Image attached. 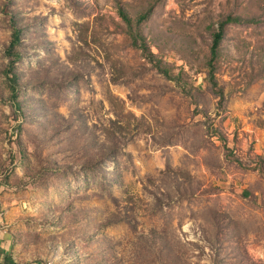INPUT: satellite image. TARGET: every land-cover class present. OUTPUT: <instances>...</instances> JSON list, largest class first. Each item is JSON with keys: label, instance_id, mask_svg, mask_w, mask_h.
Returning <instances> with one entry per match:
<instances>
[{"label": "rangeland", "instance_id": "rangeland-1", "mask_svg": "<svg viewBox=\"0 0 264 264\" xmlns=\"http://www.w3.org/2000/svg\"><path fill=\"white\" fill-rule=\"evenodd\" d=\"M3 253L264 264V0H0Z\"/></svg>", "mask_w": 264, "mask_h": 264}, {"label": "trees", "instance_id": "trees-1", "mask_svg": "<svg viewBox=\"0 0 264 264\" xmlns=\"http://www.w3.org/2000/svg\"><path fill=\"white\" fill-rule=\"evenodd\" d=\"M241 19L237 18V17H226L225 19L221 20L218 22V27L217 30H213L212 31V45H211V55H210V66H212V62H214L215 58H216V54H217V48H218V44L221 41V39L223 38L224 35V28L226 25L231 24V23H237L239 22ZM7 76L10 73H6ZM9 82L11 84V89L13 92L16 91V83L14 79H9ZM2 263L0 264H17L10 255H8L7 253H3V258H2Z\"/></svg>", "mask_w": 264, "mask_h": 264}]
</instances>
